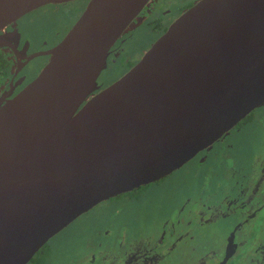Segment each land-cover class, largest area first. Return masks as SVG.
<instances>
[{
  "label": "water",
  "instance_id": "water-1",
  "mask_svg": "<svg viewBox=\"0 0 264 264\" xmlns=\"http://www.w3.org/2000/svg\"><path fill=\"white\" fill-rule=\"evenodd\" d=\"M68 1L0 0V29ZM147 1L88 0L0 102V264H26L79 215L177 170L264 102V0L197 1L92 94Z\"/></svg>",
  "mask_w": 264,
  "mask_h": 264
},
{
  "label": "flooded vegetation",
  "instance_id": "flooded-vegetation-1",
  "mask_svg": "<svg viewBox=\"0 0 264 264\" xmlns=\"http://www.w3.org/2000/svg\"><path fill=\"white\" fill-rule=\"evenodd\" d=\"M87 1L88 0H73L59 4H47L33 11L43 8L58 10L63 4H74L75 2H79V4L76 5L78 9L80 7L77 15L78 17L87 4ZM177 1L178 0H148L144 4L110 47L105 60L104 72L98 75L96 79V90L92 94H95L119 79L140 59L134 60V58H132L130 60H124L122 58V50L130 39H133L142 30H147L151 34L149 38L151 41L144 49L145 52L178 16L199 0H188L182 4H179ZM33 11L6 24L0 29V102L12 98L38 74L48 61L49 56H32L56 45L67 31H65V29H58L52 33L50 42L46 43L42 41L38 46H32L30 40L23 34L22 19ZM122 40L123 42L120 43ZM149 40H147V42ZM144 52H142V54ZM263 106L264 102L257 107H261L262 109L264 108ZM256 108L250 111L237 124L243 120V125H245L246 122L249 121L251 113L255 111ZM237 124L231 129L236 128ZM243 125H241V128ZM229 131L224 134H227ZM216 141L198 152L192 159L198 157L197 159H201L202 162H205L208 155V153H206L207 150L216 143ZM185 164L177 170L181 169ZM232 164H236L237 167L241 166L238 170L243 177L238 178L231 185L225 183V189L228 194H223L218 197L219 204L212 202L209 206L203 207L202 210L197 209L191 211L187 209L184 213H186L185 215H187L188 218L185 224L182 222V225L186 226V224L188 225L189 223L190 225L182 234L175 235V229L171 224V221H173L171 219L176 217L179 213L177 207L171 209L170 214L160 223L159 230L152 234L134 237L124 233L119 234L118 232H114L112 233L114 235L110 236V229L105 227L99 232L101 237L99 240L100 242H93L89 253L82 256L83 258L81 257L82 263L171 264V262L166 261L168 253L177 248L178 250L185 248L182 254L185 256V259L189 261L187 264H264V229L262 226L264 224V164L261 161L258 162L257 159H255L252 164H249L250 166H248V164L242 166L236 161H233ZM177 170L124 194L126 196L128 193H135L151 184H158ZM232 185H234V187ZM119 195L101 201L100 203L120 199L116 198ZM191 200L192 199L189 197L184 198L185 203H190ZM97 205L93 206L91 209ZM88 211L79 216H82ZM255 215H258L259 220L257 224H253L252 228L259 227L263 229V231L260 235H251L250 233L243 235L245 234L244 230L248 226V220L256 218ZM189 217L193 219L192 222ZM216 222L227 224L220 240L204 244H192L194 236L200 230ZM67 226L58 233L63 231ZM120 231L121 230H119V232ZM191 231L192 233L189 234ZM51 238L33 254L26 264H39V262L41 264L43 259L40 257L39 253L48 244ZM192 250L194 252H191ZM55 254H57L55 257L59 261H62V259H71L72 257L66 256L62 252H55ZM58 264L63 263L59 262Z\"/></svg>",
  "mask_w": 264,
  "mask_h": 264
},
{
  "label": "rangeland",
  "instance_id": "rangeland-1",
  "mask_svg": "<svg viewBox=\"0 0 264 264\" xmlns=\"http://www.w3.org/2000/svg\"><path fill=\"white\" fill-rule=\"evenodd\" d=\"M187 1L178 0L177 2L182 4ZM78 4L79 2L63 4L58 10L43 8L31 12L22 19L24 36L30 40L32 46H38L42 41L50 42L53 32L58 29L68 31V28L72 26L80 10V7L79 9L76 7ZM142 31L124 46L122 50L124 60L132 58L138 60L147 44L150 43L151 34L147 30ZM241 125L243 120L207 150L205 162L197 159L198 157L192 159L158 184H151L126 196L119 195L116 198L120 199L102 202L79 216L63 231L53 236L40 251V257L43 259L41 264H58L59 262L83 264L81 257L89 253L93 242H100L99 232L103 228L110 229V236H113L114 232L134 237L152 234L159 230L162 220L175 207L179 212L171 219L175 235L185 232L190 225V223L186 226L182 225V222L185 224L188 218L184 213L187 209L202 210L212 202L219 204L218 197L228 194L225 183L231 185L238 178L243 177L238 170L241 166L232 164L233 161L242 166L246 164L250 166L249 164L257 159L264 164V108L257 107L251 113L249 121L242 128ZM186 197L192 199L190 203L184 202ZM255 216L256 218L248 220V226L243 235L248 233L260 235L263 231L264 224L263 229L252 228L253 224H257L259 220L258 215ZM189 218L192 222L193 219ZM226 227V223L210 224L194 236L192 244L218 241L222 238ZM182 251H185V248L170 251L166 261L171 264H187L189 261L185 259ZM55 252H62L72 257L59 261L55 257L57 255Z\"/></svg>",
  "mask_w": 264,
  "mask_h": 264
},
{
  "label": "trees",
  "instance_id": "trees-1",
  "mask_svg": "<svg viewBox=\"0 0 264 264\" xmlns=\"http://www.w3.org/2000/svg\"><path fill=\"white\" fill-rule=\"evenodd\" d=\"M124 194V193H123Z\"/></svg>",
  "mask_w": 264,
  "mask_h": 264
}]
</instances>
